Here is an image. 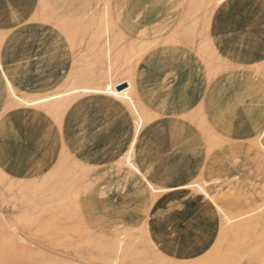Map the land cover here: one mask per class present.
<instances>
[{"label": "rangeland", "instance_id": "1", "mask_svg": "<svg viewBox=\"0 0 264 264\" xmlns=\"http://www.w3.org/2000/svg\"><path fill=\"white\" fill-rule=\"evenodd\" d=\"M188 1L119 0L116 13L112 17V23L109 11L114 4L109 0H76V3L75 0H66L59 7L50 6L45 13L46 20L36 8L37 0H31L28 21L24 19L19 25L5 30L9 41L18 29L20 30L18 36L30 39L24 47L20 45L19 50H16L18 63L19 65L22 63L19 66L22 72L18 71L15 75L17 88L7 91L9 96L14 97L9 101L10 109L12 105H14L13 108H21L28 96L51 89L56 81L67 77L70 70L81 69L83 66L86 69L87 65L99 64V72L101 70L103 72L123 71L122 69L125 67L123 64L127 63L130 57L135 54L137 48L152 39L147 34L159 31L161 26L164 27L163 37L174 32L178 33L180 42L183 41L179 42L180 44H167V47L158 46L162 50L159 51L160 53L165 52L161 56L164 58L160 62L161 70H170L171 65L175 64L177 59L183 58L182 53L186 52L184 32L188 30V24L191 23L184 18ZM209 1L205 0L204 2ZM88 3L93 5L88 15L90 19L88 24L81 26L79 30L67 28L68 20L78 21L76 17L72 18L71 15H68L67 5L71 9L83 10L82 8H85V4ZM210 6L209 9L213 8L212 4ZM218 8L219 6L213 10L211 15L209 14L211 19L208 29L202 21L201 13L197 15L194 26V42L196 44L202 42L207 35L206 38L211 42V23ZM128 48L132 55L124 56V51ZM164 48L167 51L163 50ZM192 54L194 55L195 52ZM218 58L216 53L212 62L218 61V68L222 67L219 68V71H224L225 66ZM35 69L38 70V72L36 70L37 75L39 74L37 80H33L36 74ZM251 72L252 70L247 73ZM259 73L264 76V67ZM32 80L33 83H31ZM26 83L30 86H27ZM35 83L39 85H35ZM249 91H244L245 96H241L240 93L235 96L231 102L230 111L238 109L246 101V106H253L255 100ZM241 92L243 93V91ZM233 124L236 127L238 125ZM1 125L7 128L3 124ZM166 129H162L164 134H166ZM206 139L209 142L213 141L212 136L206 137ZM158 149L165 150L167 153L161 156L157 152L158 154L153 157L154 163L159 164L163 162L164 158L168 161H175V159L166 158L172 154L168 145L161 143ZM257 151L259 150L253 142L241 136L209 147V157L203 166L205 187L212 193L223 210L233 217L234 215L249 214L254 212L257 207L264 205V156L257 154ZM62 160L63 157L60 158V161ZM71 162L67 163L69 168L67 173L63 171L56 177L52 176L51 179H49L47 170L43 168L38 181L42 184L32 185L30 189L27 186L26 189L15 188L12 190L0 183V216L17 228L21 235L23 234L26 245H31L30 248L34 251L30 257H20L16 259L19 260L18 262L12 260L9 264H40L53 258V260L64 263L75 260L83 261L85 264H175L180 261H187L189 264L193 262L200 264H254L256 262V264H264L262 253L252 256L250 252V248L258 243V239L264 235V223L246 233L224 236V241H221L218 247L216 243L221 232L219 231L221 220L201 199L200 195L178 193L170 198H165L166 200L162 198L152 202L148 199L140 201L133 193L109 194L107 178L97 180L89 188L82 189L88 180L94 179L96 171L102 168H94V170L82 173ZM77 170L79 171L77 172ZM72 172L75 176L72 175ZM77 177L78 181L75 180ZM73 180L76 181H74L75 184ZM31 187L37 193L32 191ZM124 197H128V200H124ZM238 221H236L237 224ZM143 222H146L149 236L157 243L155 249L151 250L146 235L138 229L144 225ZM229 235L232 237H228ZM118 236H122L121 238L124 239L123 244L127 241L128 249L125 247V249L115 252L113 247L117 243ZM129 242L133 247L129 245ZM215 245L218 248H215ZM94 246H97L98 249L97 247L95 249ZM260 249L264 251V246H261ZM36 252L38 254H35ZM156 253L165 255L166 258L168 257L167 260ZM39 257L40 259H37ZM188 263L185 262V264Z\"/></svg>", "mask_w": 264, "mask_h": 264}, {"label": "bare ground", "instance_id": "2", "mask_svg": "<svg viewBox=\"0 0 264 264\" xmlns=\"http://www.w3.org/2000/svg\"><path fill=\"white\" fill-rule=\"evenodd\" d=\"M30 1L31 0H1L0 7L5 10L4 15H2L3 16L2 19L5 22H7L9 19L14 20L15 22L17 21L21 22L24 19L27 20V18H29L28 9L31 5ZM65 1L66 0H37L36 8L39 11L40 15H42L46 20L47 15L45 13L48 10V8L52 5L59 7L63 5ZM109 1H112V3L114 4L113 8H111V10L109 11L111 15V22L113 23L112 17L113 14L116 13V8L118 7L117 4L119 0H109ZM204 1L205 0H189L188 4H186L187 9L185 7L186 11L184 14L185 16L184 18L186 20L191 21V23L188 24V30L184 32V42L185 45L187 46L186 55L188 53L191 54L195 52V58H194L195 62L187 61V63L182 64L181 68L179 69V74L176 81V88L173 92L174 102L170 110V112H172L171 115H174V117L177 119V122L175 121L174 123H171L173 124L171 125L172 136L175 137L178 136L179 138L180 146L178 145L176 149L178 152L181 153L182 148L185 147L189 155H192L193 159L196 158L197 153H201L200 151L201 148L200 150L198 149V147L200 146L199 141L201 138L205 140L203 141L205 142V144L201 145L202 148L205 150L209 146H213L217 143H221L218 137L221 136V134H224L225 132L221 128H217V130L215 128L212 130L210 129V126L208 124L209 123L208 114L204 106V96L206 95L205 78L207 79L206 81H209V79H211L212 76H215V74L218 73V71L220 70L219 68L222 67L218 68L217 65L218 61H216V59H215L216 62L214 61L215 63L212 62L214 60L213 58L216 56V51L212 43L210 42V39L206 38L208 35L207 36L205 35L206 36L205 39L199 44H196L194 42V26L197 21L196 20L197 15L201 13L200 15L203 17L202 21H204L205 26L208 29L209 20L211 19L210 18L211 16H209V14L211 15L213 10H215V8H217V6H219L225 0H210L209 2H204ZM96 3L97 1L95 2V4ZM210 4L213 5V8H211L212 10L209 9V7H211ZM92 7L93 5H89L88 3L85 4V8H82L83 10H77V9L75 10L74 8L73 9L69 8V5H67L66 9L68 15H71L72 18L76 17L78 21L74 22L72 20H68V22L66 23V27L72 29L76 28L79 30L81 26L88 24V22L90 21L88 15L89 12H91ZM189 21H187V23H189ZM1 23L2 21L0 19V27L2 26ZM169 26L171 27V25ZM163 34H164V27L161 26V29H159V31H153V33L149 32L147 34V36L152 37V39H150V41L147 42L146 44L139 46L135 54L133 55L130 54L131 51L129 48L125 50L124 56H128V55H132V56L127 61V63L123 64L125 66V67L123 66L124 67L123 69L121 68L123 71L114 72L112 70L110 72H103L101 70V72H99L100 71L99 64L87 65L86 69L83 68L84 67L83 66L81 69L70 70L67 73V77L56 81L51 89H46L37 92L31 96H28L25 99L24 103L21 105L22 108L21 110L22 111L30 110L32 112L33 119H35L38 116L51 118L52 126L48 127L47 129H44L41 132V134L38 136L34 137L36 130L29 133V135L26 136V138L28 139L34 137L33 147L31 152L32 153L31 157H34V160L32 162L33 165L31 166L30 169L26 167V170L28 169L27 173L23 176L20 175L18 176L17 172H19L21 168L19 164L21 162L24 163L27 157L28 158L31 157H29L28 152L27 151L25 152L23 148H21L20 150L17 149L14 150V147L13 146L11 147V145L9 144V139L11 136L10 129L8 127L5 128L2 127V125H0V183H3L6 187H8L9 189L11 188L12 190L15 188L17 189L21 188V190L23 188L26 189L27 186H29L30 189V186L32 185L39 186L38 183L40 182L38 181L41 178L42 175L41 171L43 168L47 170L48 176H50L49 179H51L52 176L56 177L59 175V173H62L63 171L67 173V171L69 170V168L67 167L68 166L67 163L69 161L70 162L72 161L71 163H73L78 167L77 169H79L80 171L77 170V172L79 171L85 173L86 171L89 172L91 170H94V168H96L97 166L98 161L94 160L96 156L94 158L92 157L96 155L97 151L94 152L93 156H91L93 154L91 152L90 153L87 152L88 154H86L85 151L88 149L86 142H89L92 137H98L95 130L97 129V126H100V124L97 123V120L98 117L101 116L100 111L102 110V107H105L104 106L105 104L109 109H111V111L115 113L122 111L121 113L122 126L127 125L128 122L130 121V126L132 131L131 136L127 141L122 143L119 147L114 148L116 150L115 152H109V154L106 155V159L110 158L114 163V165L110 169L116 172L123 170L126 171L125 177L126 175L137 177L140 181L139 182L140 185L143 186L144 188L143 191L144 192L143 196H145L144 199H148L152 202L154 201V198L156 197L160 198L159 197L160 194H164L167 191H171L176 187L178 188L188 187L189 188L188 192L198 193L201 199L206 201V203L210 206L214 214L219 216V219L221 220V225L219 229V231L221 232L216 243L218 247H219V243L221 241H224L223 239L224 236L228 234L234 236L233 234L238 235L239 233H246L249 232L250 230L260 227L261 224L264 223V210H263L264 205L259 208L257 207V209L254 212H251L249 214H241L237 216L234 215L233 217V215H230L225 210H223V208L215 200V197H213L212 193H210L206 189L205 187L206 181L200 175L201 169L199 167L190 166L187 167L186 169H182L183 165L181 163V165H179L175 169V172L177 173L178 172L184 173L181 179L171 180L167 177L166 178L160 177L156 182V186L154 185L153 181L150 180V178L147 176L146 172H143L142 158L144 157L145 151L140 150V147L138 146L139 140L143 135L142 132L143 127L147 123H152L153 121H155L158 118L159 114L162 112L163 108L165 107L162 106L161 104L155 103V101L158 99V96L155 90L149 89L156 85L155 82H152L156 80V78L152 79V74L154 73L153 71L156 63V52L159 49L158 46L167 47L166 46L167 44H180L181 42H183V41L180 42L179 37L177 35L178 33L176 34L173 32L172 34L166 35V37H163ZM29 41L30 39L28 37L18 36L16 39H13L11 43L7 44L5 41V36L3 35V33L0 32V91L4 88V91L6 92L9 101L12 100L14 97L9 96L7 94V91L9 89L15 90L17 88L18 84L15 81V75L18 73V71L22 72L21 68L19 67L22 63L19 66L12 65L13 59H15L17 53L16 49H14V45H21L24 47V45L27 44ZM218 59H222V58H218ZM223 63L226 62L224 61ZM224 66L226 67V64ZM225 67L223 70L229 69V68L225 69ZM256 73H258V71ZM141 75L146 76L145 77L147 79L146 83H144V78L143 80L140 79ZM1 83L3 87L1 86ZM121 85H125V86L124 88L119 89ZM148 89L150 91H148ZM13 106L14 105L11 106V109L13 108ZM217 124L219 126L218 122ZM152 128L153 127H150L149 130L147 131V134L150 135L148 136L149 139L158 137L157 132H155L154 134L151 133L153 131ZM194 129H197L199 131L198 134H196ZM197 135H200V138L196 139L195 136ZM215 135L217 136V138L215 137ZM205 136L207 138H209V136H212L213 141L209 142ZM263 139H264V122L260 124H256L254 129V141H253V144L256 146L258 150H260L262 156H264ZM144 140H146V138H144ZM61 157H63L62 161H60ZM100 163L101 162H99V164ZM10 164H12V166ZM6 170L9 171L11 170L13 173H15L17 177L10 175L9 173H7ZM72 175L75 176L74 173ZM77 179L78 177L75 180ZM95 179L88 180L82 189H87L91 185H93ZM75 180H73V182ZM122 180H124V178ZM73 182H71L72 185ZM32 191H35V189ZM37 195L39 196V193ZM248 210L251 211L250 209ZM236 221H238L239 223L237 224ZM138 229L142 230V232L146 235L147 242L150 245L151 250L155 249L157 243L155 242L154 239H152L149 236V231L146 228V222ZM22 235L19 233L17 228L7 223L0 216V240H1L0 264H9V262H11L12 260H16L17 258L19 259L20 257H25V256L30 257V255L33 254L34 251L30 248L31 245L30 246L29 244L26 245V240ZM230 235L228 237L231 238L232 236ZM121 237L118 236L117 243L113 247L115 249V252L116 250L118 251L121 249H125V247H127L128 249L127 241H126L127 244L126 243L123 244L124 239ZM124 238L126 239L125 236ZM259 239H258V243H256L255 241L256 244L255 245L253 244L254 246L250 248V252L252 256L259 255L261 253L262 255H264L263 249L262 250L260 249L261 246L262 247L264 246V235L261 236ZM130 244L131 243L129 242V245ZM97 246H94L95 249ZM218 247L216 246L215 248ZM113 248L111 249L113 250ZM35 254L38 253L36 252ZM156 254L165 260H167L168 258V257L166 258L165 255H161L160 253H156ZM32 256L36 257L35 255ZM37 259H40V257ZM53 259L45 260L43 261L44 263L41 262L40 264H85L83 261L80 262V261L72 260L71 262L64 263ZM16 261L18 262L19 260ZM185 262L188 263L187 261ZM185 262L180 261L175 264H185ZM194 263L195 262L191 264Z\"/></svg>", "mask_w": 264, "mask_h": 264}, {"label": "crops", "instance_id": "3", "mask_svg": "<svg viewBox=\"0 0 264 264\" xmlns=\"http://www.w3.org/2000/svg\"><path fill=\"white\" fill-rule=\"evenodd\" d=\"M4 13L5 10L0 7V19L2 21L0 32L3 33L5 41L8 44L11 43L13 39L17 38L20 30L18 29L16 31L14 37L10 41L7 39L4 31L19 25L20 22H15L12 19L5 22L2 19V15H4ZM210 37L211 43L215 48L217 55L219 58H222L220 60L223 62L225 61L226 63L223 64H226L227 69L229 68L228 70H224L222 72L219 71L215 74V76H212L209 81H206L207 79L204 75L206 84L204 106L208 114V124L210 129L212 130L215 128L217 130V128H221L225 131L224 134H221V136L218 137L220 142L240 136L253 142L256 124L264 122V76L261 75L259 73L260 70H258L264 66V0L223 1L219 5V8L213 17ZM19 46L20 45H14V49L18 51L20 48ZM159 51L162 50L158 49L156 52V63L153 71L154 73L152 74V79L156 78V80L152 82H155L156 85L149 89L155 90L158 96L155 103L161 104L165 107L159 114L160 117L158 116L155 121L147 123L143 127V135L138 143L140 150L145 151L144 157L142 158L143 172H146L147 176L156 186V182L160 177H167L171 180L181 179L184 173H177L175 172V169L182 163V169H186L190 166L199 167L201 169L200 175L204 179L205 171L202 167L205 162H207L209 157L208 148L210 146L204 150L201 145L205 144V142H203L204 139L201 138L199 141L200 146L198 147L199 150L201 148V153H197L196 158L193 159L192 155H189L185 147L182 148L181 153L177 151L176 147L179 145V138L178 136H172L171 132V125H173L171 123H174L175 121L177 122L174 115H171L172 112H170V110L174 102L173 92L176 88L179 69L182 64L187 63V61L195 62V54L193 55L192 53H188L186 55V52H183V58L177 59L175 64L171 65L170 70L162 71L160 62L163 61L164 58L161 56L164 55L165 52L160 53ZM229 64L232 65L230 66ZM12 65L19 66L18 58L16 56L15 59H13ZM36 70L37 69L34 71L36 74L33 80H37V78L39 79V74L37 75L38 70L37 72ZM251 70V73H247ZM257 71L259 75L256 73ZM145 77L146 76L144 75L140 76L141 80L144 78V83L147 82ZM33 80L31 83H33ZM26 84L27 86H30L28 83ZM35 85L39 84L35 83ZM149 89L148 91H150ZM245 90H250V95L255 100L253 106H246V101L244 104L242 103V106L238 109H231L230 111V105L232 104L231 102H233L235 96L238 93H240L241 96H245ZM241 91H243V93ZM9 104V99L3 88L0 91V125L3 124L10 129L11 136L9 144L11 147L13 146L14 150H20L23 148L25 152H28L29 157H31L34 137L40 135L44 129L51 127L52 119L41 116L33 119L32 112L30 110L22 111L21 108L17 107L10 109ZM104 106L105 107H102V110L100 111L101 118L98 117L97 120V123L100 124L101 128L100 126H97V129L95 130L98 137H92L89 142H86L88 146V149L85 151L86 154H88L87 152H91L93 153L91 156H93L94 152L97 151L96 155L92 158L96 156V158H94V160L98 161L96 168H102L96 171V175H94V179L96 178L94 184L97 180L100 181L103 178H107L109 181L107 183L109 194H115L117 192L126 194L133 193L135 197H137L140 201H143L145 200V196H143L144 188L140 185V181L137 177H132L130 175H126L125 177L126 171L123 170L116 172L110 169L114 163L110 158L106 159V155L109 154V152H115L116 150L114 148L119 147L122 143L127 141L131 136L132 131L129 120L127 125L122 126V111L115 113L105 104ZM226 113L228 114L226 115ZM217 122L219 123V126ZM233 123L238 124L237 127ZM150 127H153V131L151 133L154 134L157 132V138H148L150 135L147 134V131ZM165 128H167L166 134H164ZM194 130L196 134H198L199 131L197 129ZM33 131H35L34 137L31 139L26 138V136ZM215 137L217 138L216 135ZM144 138H146V140H144ZM195 138H200V135L195 136ZM161 143L168 145L170 147V151L172 152V157L170 155L166 158H171L172 160L175 159V161H168L164 158L163 162L159 164L154 163L153 157L158 154L157 152H159L161 156H164L167 153L165 150L161 151L158 149ZM259 152L260 150L257 151V154L261 155ZM33 160L34 157H27L24 163L21 162L19 164L21 168L20 171L17 172V175H25L28 171V169L26 170V167L30 169L33 165ZM99 162L101 163L99 164ZM10 165L12 166V164ZM6 171L10 175L17 177L11 170L12 174L9 170ZM123 178L124 180H122ZM188 189V187H176L171 191L160 194V198L156 197L154 200L170 198L178 193L198 194L190 193L188 192ZM125 199L128 200V197H124V200Z\"/></svg>", "mask_w": 264, "mask_h": 264}, {"label": "water", "instance_id": "4", "mask_svg": "<svg viewBox=\"0 0 264 264\" xmlns=\"http://www.w3.org/2000/svg\"><path fill=\"white\" fill-rule=\"evenodd\" d=\"M124 86H125V85H121V86L119 87V89H122V88H124Z\"/></svg>", "mask_w": 264, "mask_h": 264}]
</instances>
